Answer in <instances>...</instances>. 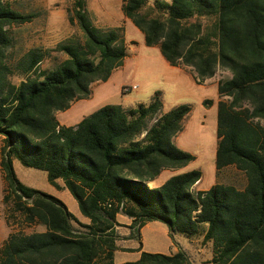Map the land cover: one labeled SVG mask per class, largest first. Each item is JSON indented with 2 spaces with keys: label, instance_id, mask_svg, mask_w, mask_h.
I'll list each match as a JSON object with an SVG mask.
<instances>
[{
  "label": "trees",
  "instance_id": "obj_1",
  "mask_svg": "<svg viewBox=\"0 0 264 264\" xmlns=\"http://www.w3.org/2000/svg\"><path fill=\"white\" fill-rule=\"evenodd\" d=\"M121 12L146 46H158L170 66L190 68L197 84L218 70L229 74L217 82L215 170L235 167L245 185L216 182L194 192L199 170L157 184L163 171L194 160L174 142L190 106L163 112L158 92L149 104L105 105L61 125L56 112L89 99L91 85L123 65V30L97 26L86 0H73L67 20L76 33L13 61L11 28L35 16L0 0L1 204L10 229L0 264H115V252L133 251L119 242L135 238L141 251L140 230L149 222L163 223L171 241L200 239L210 252L203 264H264V0H122ZM47 57L52 63L40 68ZM14 160L44 171L55 188L61 180L88 223L60 199L22 184ZM119 214L131 221L127 236L118 232ZM36 226L44 230L25 231ZM124 264L191 263L179 248L142 251Z\"/></svg>",
  "mask_w": 264,
  "mask_h": 264
},
{
  "label": "rangeland",
  "instance_id": "obj_2",
  "mask_svg": "<svg viewBox=\"0 0 264 264\" xmlns=\"http://www.w3.org/2000/svg\"><path fill=\"white\" fill-rule=\"evenodd\" d=\"M10 6L22 14H34L31 22L11 28L12 47L8 54L13 61L20 58L33 47L53 49L57 43L76 33V27L67 20L68 10L73 0H6ZM87 8L94 23L100 27H121L126 45V57L123 65L113 71L105 82L91 85V96L87 100L73 102L66 111L58 112L57 120L66 126H74L83 117L105 105L119 104L125 108L137 104H149L155 93H160L162 111L169 110L183 104L190 106V113L183 121L182 131L175 137V144L182 150L194 156V160L187 166L176 171H163L158 182H164L170 176L192 170H199L202 178L197 188L207 189L214 183L232 184L237 188L245 185V177L235 167H227L216 175V124H217V82L228 78L227 72L218 70L215 75L202 84L194 80L190 68L179 69L170 66L161 56L159 47H148L144 37L134 24L126 19L121 12L122 0H86ZM51 57H55L54 53ZM47 57L40 68L49 66L53 59ZM62 58V57H61ZM11 81L17 83L19 78L11 76ZM208 100L211 104L204 106L202 102ZM14 172L17 179L25 186L39 190L59 198L76 215L83 217L76 200L61 186L55 190L47 182L44 171L23 166L14 161ZM3 180L0 172V228L7 231L1 204ZM60 190V191H58ZM118 232L127 236L133 232L127 217L119 214ZM10 230V229H9ZM44 230L42 226L25 228ZM141 248L146 252L168 254L173 247L187 248L193 252L189 255L191 264H203L210 258L209 250L204 247L200 239L176 238L171 241L167 229L161 222H149L140 230ZM123 247L130 249L138 247L139 241L123 240ZM137 259L136 251L115 254L114 261L129 262Z\"/></svg>",
  "mask_w": 264,
  "mask_h": 264
},
{
  "label": "crops",
  "instance_id": "obj_3",
  "mask_svg": "<svg viewBox=\"0 0 264 264\" xmlns=\"http://www.w3.org/2000/svg\"><path fill=\"white\" fill-rule=\"evenodd\" d=\"M179 69H181V68H179ZM91 96V95H90ZM90 98V97H89ZM79 101H81V100H79ZM76 102H78V101H76ZM75 102V103H76ZM74 103H72L71 104V106L73 105ZM70 106V107H71ZM69 107V108H70ZM68 110V109H67ZM57 113L58 112H56L55 113V116L57 115ZM60 123V122H59ZM78 123V122H77ZM76 123V124H77ZM61 124V123H60ZM75 124V125H76ZM61 125H63V124H61ZM66 126V125H65ZM15 161V160H14ZM13 161V166H14V164H15V162ZM202 178V177H201ZM61 180H58L57 181V184H58V187H59V182H60ZM158 181V180H157ZM61 183H62V185L61 186H63L64 187V185H63V182L61 181ZM161 183H163V182H158L157 184H161ZM200 182H198V183H196L193 187H192V190L194 191V192H196V191H205V190H207V189H209V188H207V189H199V188H197V186H198V184H199ZM50 186H52V185H50ZM53 187V186H52ZM55 190H57V188H55V187H53ZM65 188V187H64ZM58 191H60V190H58ZM53 196V195H52ZM55 197V196H54ZM57 198V197H56ZM59 199V198H58ZM74 215V214H73ZM79 221H81L82 223H88V219L87 218H85V217H80V216H76V215H74ZM119 215H117V222H119ZM5 222V221H4ZM5 225H6V223H5ZM6 228H7V231H6V233H5V231H2L3 229H1L0 228V247H1V245L3 244V242L6 240V238L8 237V235H9V232H10V230H9V227L6 225ZM41 231H43V230H41ZM168 235V234H167ZM176 238H182V237H180V236H177V237H175V241H176ZM118 245H120L121 247H123V245H121V243L119 242L118 243ZM136 248H138V247H136ZM135 247H131L130 249H132L133 251H135V249H136ZM183 250H186L187 251V253H188V255H191L192 256V254H193V252H191V251H189V249H187V248H183ZM142 251H144L143 250V248H141V251H136V253H137V259L140 257V254H141V252ZM178 251V249L174 246L173 247V249L168 253V254H174V253H176ZM117 252H119V251H117ZM117 252H115L114 253V255H113V261H114V259H115V254L117 253ZM136 259V260H137ZM135 261V260H134ZM191 262V261H190ZM114 263L115 264H124V263H126V261L125 262H119V263H117V262H115L114 261Z\"/></svg>",
  "mask_w": 264,
  "mask_h": 264
}]
</instances>
